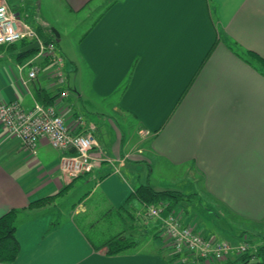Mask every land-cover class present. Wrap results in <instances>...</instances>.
<instances>
[{
    "label": "crops",
    "instance_id": "1",
    "mask_svg": "<svg viewBox=\"0 0 264 264\" xmlns=\"http://www.w3.org/2000/svg\"><path fill=\"white\" fill-rule=\"evenodd\" d=\"M26 1L0 0L42 36L60 40L57 27L26 18ZM94 1L56 5L79 14ZM106 1L86 32L59 48L64 70L70 64L76 73L74 87L69 73L64 84L57 81L50 60L28 80L27 59H17L26 45H0V102L17 99L26 109L35 102L54 105L69 120L81 115L97 141L93 169L67 191L85 178L88 192L71 207L61 205V196L30 206L74 178L60 170L62 151L47 139L32 154L0 123V216L19 210L20 242L17 258L0 264H182L174 259L160 217L149 225L153 236L146 242L136 240V248L113 255L96 249L75 220L81 215L89 224L94 213L141 209L127 201L147 181L166 189L154 176L160 165H186L185 176L204 185L175 207L184 223L204 234L239 242L248 223L264 221V71L234 49L264 58V0ZM63 88L69 91L65 97L59 94ZM114 93L119 95L112 111L134 117L136 134L127 135L116 118L97 111L95 95ZM81 100L100 119L85 114Z\"/></svg>",
    "mask_w": 264,
    "mask_h": 264
},
{
    "label": "built area",
    "instance_id": "2",
    "mask_svg": "<svg viewBox=\"0 0 264 264\" xmlns=\"http://www.w3.org/2000/svg\"><path fill=\"white\" fill-rule=\"evenodd\" d=\"M57 36L44 38L28 21L16 14L7 2H0V45L23 42L36 43L35 53L23 65L29 66L28 80L35 79L41 70V61L52 62L51 74L60 84L66 81L64 55L57 47ZM63 88L60 96L68 95ZM0 123L10 136L19 138L23 146L32 154L41 139H47L62 151L60 170L71 179L84 175L93 169L92 151L97 141L92 131L84 128L81 115L69 120L54 105L35 102L26 109L17 99L0 102ZM164 206H150L148 214L163 220V229L178 261L189 264L196 259L227 261L235 256L252 252L249 240L233 242L215 235L203 234L194 226L184 223L181 216L170 213L163 217ZM254 251V250H253ZM253 257L251 261H257Z\"/></svg>",
    "mask_w": 264,
    "mask_h": 264
},
{
    "label": "rangeland",
    "instance_id": "3",
    "mask_svg": "<svg viewBox=\"0 0 264 264\" xmlns=\"http://www.w3.org/2000/svg\"><path fill=\"white\" fill-rule=\"evenodd\" d=\"M27 7L24 11L28 12V14L25 16L29 21H32L35 23V21H38L41 24H45L47 22L50 27H57L61 32V39L57 41V47L58 49H67L73 44V41L82 36L90 26L94 23V21L99 17V15L104 11L107 1L103 3V0H95L92 4H90L84 11L80 12L79 14H70L67 13V11H64L63 9L59 10L57 9L56 0H27ZM89 13V16H86ZM47 26V27H49ZM58 39V36H57ZM60 44L62 47H60ZM60 51V50H59ZM32 56V55H31ZM30 56V57H31ZM28 57V58H30ZM27 58V60H28ZM43 62L41 61V67L43 65ZM69 68V70H68ZM70 64L67 65V69H65V73H69L70 78V84L74 87V79L76 77L75 71H70ZM264 71V69L262 70ZM118 93L110 94L107 96L102 95H95L96 102L98 104L97 111H102L104 114L112 116L113 118H116V120L120 123L121 128L124 129L127 135L136 134V130L138 128V124L135 121L134 117H123L122 115H117L112 111V105L118 98ZM88 105V102L80 101L79 102V108L81 110L85 111V114H90V116L95 117L97 119H100L98 115L94 113H88L89 111H92V109L87 108L84 106V104ZM89 106V105H88ZM108 117V116H106ZM105 117V118H106ZM138 139V136L136 135L135 140ZM145 146L149 145V140L147 139L144 142ZM158 171L155 173V179L156 180H162L161 183L165 185V188H172V189H179L183 188L186 192L185 193H191L193 190H199L201 186H204L203 184L195 181L193 178L186 177V173L184 172L187 169L186 165H182L180 167L172 168L171 170L168 169L165 165H160L158 167ZM186 178L190 179L187 180ZM82 182H79L69 193L61 196L60 203L63 207H66L73 204V202H77L78 197L82 196V193L88 192L89 185H85L84 181L85 178H80ZM145 180V179H144ZM174 182V183H172ZM180 190V189H179ZM184 192V191H183ZM84 196V195H83ZM53 203V202H52ZM51 203V204H52ZM50 204V203H49ZM88 204H91V200L88 202ZM165 208V203L162 204ZM201 205V203H200ZM199 205V206H200ZM176 207V206H175ZM59 208V207H58ZM148 209L141 208L137 211L130 209L128 212L131 213L132 217H127V224L121 223L118 227L124 231H126V235L134 240H139L140 242H146L150 235L153 236L151 233L154 228H150V226L154 224L159 223V219L157 220L156 217L150 216L148 214ZM163 217L168 216L170 213H174L176 215H181L179 213H176V209L173 208L172 210H164ZM125 215V214H124ZM93 218H96L95 213L92 214ZM104 220L100 221V225L104 222ZM150 225V226H149ZM248 230L249 232H252L253 234H247L249 232H243L244 236L242 240H249L252 244L251 251L256 250L259 246L264 245V221L260 222H253L248 223ZM160 225H157V227ZM163 226V220L162 225ZM148 227V228H147ZM198 230V229H197ZM162 231L165 232V229ZM200 231V230H199ZM203 233V232H202ZM204 234V233H203ZM234 242V241H233ZM237 243V242H236ZM136 248V247H135ZM241 256V255H240ZM239 256H235L233 259H229L227 261H233ZM176 262L179 263L178 258H175ZM258 259V257H257ZM226 261H211V260H205V259H196L193 263L190 262L189 264H221L225 263Z\"/></svg>",
    "mask_w": 264,
    "mask_h": 264
},
{
    "label": "trees",
    "instance_id": "4",
    "mask_svg": "<svg viewBox=\"0 0 264 264\" xmlns=\"http://www.w3.org/2000/svg\"><path fill=\"white\" fill-rule=\"evenodd\" d=\"M44 38H47V36H44ZM57 40L58 39L56 38V41ZM23 43L26 46L25 48L19 50V55L17 57L19 61L27 59L36 51V47L34 46L33 42ZM12 45L15 46L16 44ZM234 49L244 59L258 67L261 66L264 69V58L258 53L250 50L247 54H244L242 51L237 49L236 46ZM78 177L71 180L69 184L65 185L58 192L32 201L30 206H43L54 202L57 197L67 193ZM193 195V193L187 194L179 189H156V187L147 181L146 183L140 184L136 187V189L131 193L127 202H136L137 204L142 205V208L145 209L150 206L165 203L166 205L164 209L169 211L175 208V206L181 201L189 200ZM85 196L82 198L84 199ZM116 210L110 213L107 211L105 213L99 214L96 218H94V220H91L89 224H86L82 221L81 215H76L75 217V220L78 222L91 244L96 249L105 247L106 253L110 255L130 251L137 245L136 240L128 237L125 231L118 227L122 222L125 224L127 222L126 217L122 215L124 211H127L125 206H122ZM18 213L19 210L13 208L0 216V262L11 263L17 258L20 252V242L16 236ZM125 216L131 217V213L126 212ZM104 218H106V222L100 225V221L104 220ZM253 257H258V260L252 262L251 259ZM250 262L264 263V245L259 246L252 252H247L239 256L233 261H226L225 263L221 264H247Z\"/></svg>",
    "mask_w": 264,
    "mask_h": 264
},
{
    "label": "water",
    "instance_id": "5",
    "mask_svg": "<svg viewBox=\"0 0 264 264\" xmlns=\"http://www.w3.org/2000/svg\"><path fill=\"white\" fill-rule=\"evenodd\" d=\"M34 44V46H36V43H33Z\"/></svg>",
    "mask_w": 264,
    "mask_h": 264
}]
</instances>
